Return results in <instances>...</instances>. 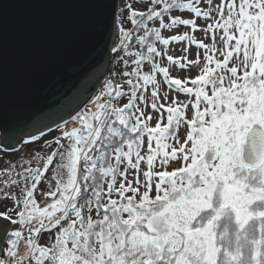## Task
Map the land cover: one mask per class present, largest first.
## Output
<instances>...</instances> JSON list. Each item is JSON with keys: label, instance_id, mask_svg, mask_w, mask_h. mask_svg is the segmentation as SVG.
<instances>
[{"label": "snow or ice", "instance_id": "1", "mask_svg": "<svg viewBox=\"0 0 264 264\" xmlns=\"http://www.w3.org/2000/svg\"><path fill=\"white\" fill-rule=\"evenodd\" d=\"M104 7L115 70L0 145V264H264V0Z\"/></svg>", "mask_w": 264, "mask_h": 264}, {"label": "water", "instance_id": "2", "mask_svg": "<svg viewBox=\"0 0 264 264\" xmlns=\"http://www.w3.org/2000/svg\"><path fill=\"white\" fill-rule=\"evenodd\" d=\"M119 2L0 0V145L46 131L101 86L115 38L104 5Z\"/></svg>", "mask_w": 264, "mask_h": 264}, {"label": "rangeland", "instance_id": "3", "mask_svg": "<svg viewBox=\"0 0 264 264\" xmlns=\"http://www.w3.org/2000/svg\"><path fill=\"white\" fill-rule=\"evenodd\" d=\"M120 3V2H119ZM115 38H116V36H115ZM115 38H114V40H115ZM114 43V42H113ZM115 69H114V60L112 59V64H111V67H110V73L112 72V71H114ZM22 138V139H21ZM25 137H19L18 138V140H20L21 139V142L22 141H25V140H27V139H24ZM29 139V138H28ZM21 146V145H20ZM20 146H18L17 148H19ZM30 147H35V145H30ZM20 251H21V253H24L25 252V248H24V245L23 244H21V247H20Z\"/></svg>", "mask_w": 264, "mask_h": 264}, {"label": "flooded vegetation", "instance_id": "4", "mask_svg": "<svg viewBox=\"0 0 264 264\" xmlns=\"http://www.w3.org/2000/svg\"><path fill=\"white\" fill-rule=\"evenodd\" d=\"M29 137H25L24 139H28ZM22 139V138H21ZM21 139L20 140H18V146H20L21 145Z\"/></svg>", "mask_w": 264, "mask_h": 264}, {"label": "trees", "instance_id": "5", "mask_svg": "<svg viewBox=\"0 0 264 264\" xmlns=\"http://www.w3.org/2000/svg\"><path fill=\"white\" fill-rule=\"evenodd\" d=\"M115 39H116V38H115ZM114 42H115V40H114ZM112 59H113V60H115V58H114V56H113V55H112ZM101 85H102V84H101Z\"/></svg>", "mask_w": 264, "mask_h": 264}]
</instances>
